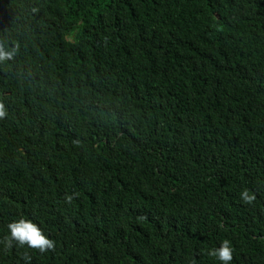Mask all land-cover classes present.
Wrapping results in <instances>:
<instances>
[{"label":"trees","instance_id":"1","mask_svg":"<svg viewBox=\"0 0 264 264\" xmlns=\"http://www.w3.org/2000/svg\"><path fill=\"white\" fill-rule=\"evenodd\" d=\"M0 48V264H264V0H0Z\"/></svg>","mask_w":264,"mask_h":264},{"label":"clouds","instance_id":"2","mask_svg":"<svg viewBox=\"0 0 264 264\" xmlns=\"http://www.w3.org/2000/svg\"><path fill=\"white\" fill-rule=\"evenodd\" d=\"M13 51L0 48V61L11 58ZM0 115H2V106H0ZM239 195L247 203L252 202L255 198L254 194L246 188L242 189ZM6 227L5 240L9 244L14 241L18 245H26L28 248L37 249L40 252H45L54 246V240L44 232L42 227L38 226L37 222L27 216L22 215L11 220ZM208 254L219 261V264H230L233 259V248L228 239H223L218 246L210 248Z\"/></svg>","mask_w":264,"mask_h":264}]
</instances>
